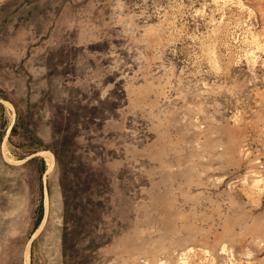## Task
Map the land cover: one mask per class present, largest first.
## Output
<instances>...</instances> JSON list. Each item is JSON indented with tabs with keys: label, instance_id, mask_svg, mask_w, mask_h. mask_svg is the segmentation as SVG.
Masks as SVG:
<instances>
[{
	"label": "rangeland",
	"instance_id": "obj_1",
	"mask_svg": "<svg viewBox=\"0 0 264 264\" xmlns=\"http://www.w3.org/2000/svg\"><path fill=\"white\" fill-rule=\"evenodd\" d=\"M0 264H264V0H0Z\"/></svg>",
	"mask_w": 264,
	"mask_h": 264
},
{
	"label": "bare ground",
	"instance_id": "obj_2",
	"mask_svg": "<svg viewBox=\"0 0 264 264\" xmlns=\"http://www.w3.org/2000/svg\"><path fill=\"white\" fill-rule=\"evenodd\" d=\"M43 154L46 155L48 158L50 157V159L53 158L52 154H49V153H46V152H43ZM49 162H50V161H49ZM52 162H53V160H52ZM48 164H49V163H48ZM51 167H52V165H51ZM48 169H49V168H48ZM43 223H44V220H43L42 224H43ZM42 226H43V225H41V227H42ZM39 229H40V228H39ZM39 229H38V230H39ZM38 230H37V231H38ZM36 233H38V232H36ZM27 262H28V261H27Z\"/></svg>",
	"mask_w": 264,
	"mask_h": 264
}]
</instances>
